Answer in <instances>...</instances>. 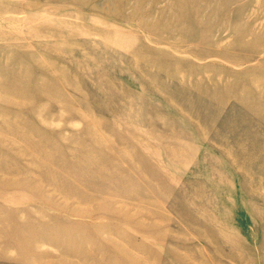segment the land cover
Segmentation results:
<instances>
[{
    "label": "rangeland",
    "instance_id": "rangeland-1",
    "mask_svg": "<svg viewBox=\"0 0 264 264\" xmlns=\"http://www.w3.org/2000/svg\"><path fill=\"white\" fill-rule=\"evenodd\" d=\"M0 264H264V0H0Z\"/></svg>",
    "mask_w": 264,
    "mask_h": 264
}]
</instances>
